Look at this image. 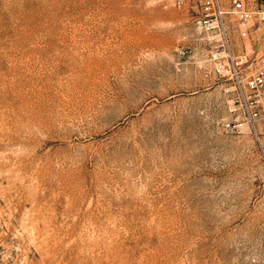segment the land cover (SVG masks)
<instances>
[{"label":"rangeland","instance_id":"374dc122","mask_svg":"<svg viewBox=\"0 0 264 264\" xmlns=\"http://www.w3.org/2000/svg\"><path fill=\"white\" fill-rule=\"evenodd\" d=\"M195 3L0 0V264H264V137Z\"/></svg>","mask_w":264,"mask_h":264},{"label":"built area","instance_id":"2783aa9c","mask_svg":"<svg viewBox=\"0 0 264 264\" xmlns=\"http://www.w3.org/2000/svg\"><path fill=\"white\" fill-rule=\"evenodd\" d=\"M198 28L212 45L214 74L224 80L230 132L244 127L264 137V0H199L193 5ZM233 30L239 45L232 39Z\"/></svg>","mask_w":264,"mask_h":264},{"label":"bare ground","instance_id":"6f19581e","mask_svg":"<svg viewBox=\"0 0 264 264\" xmlns=\"http://www.w3.org/2000/svg\"><path fill=\"white\" fill-rule=\"evenodd\" d=\"M139 79H140V78H139ZM134 80H135V79H134ZM133 82H134V81H132V83H133ZM132 83H131V84H132ZM139 83H140V82H139ZM140 84H141V83H140ZM133 85H134V84H133ZM141 85H142V84H141ZM139 86H140V85H139ZM142 86H144V85H142ZM129 87H130V86H129ZM134 87H135V86H134ZM136 87H137V86H136ZM130 88H131V87H130ZM137 88H138V87H137ZM126 89H127V88H126ZM132 89H134V88H132ZM128 90L130 91V89H128ZM134 90H136V89H134ZM125 91H126V90H125ZM129 91H128V92H129ZM132 91H133V90H132ZM135 92H137V90H136ZM129 93H130V92H129ZM136 94H137V93H136ZM136 94H135V95H136ZM148 94H150V93H148ZM135 95H134V96H135ZM146 95H147V94H146ZM115 98H116V97H115ZM118 98H119V97H118ZM121 98H122V97H121ZM127 98H129V97H127ZM153 98H154V97H153ZM113 100H114V99H113ZM124 100H125V99H124ZM124 100H123V101H124ZM151 100H152V99H151ZM151 100H150V102H151ZM155 100H156V99H155ZM121 101H122V99H121ZM146 101H147V100H146ZM132 102H133V101H132ZM114 103H115V102H114ZM106 104H107V103H106ZM108 104H109V103H108ZM125 104H128V101H127ZM110 105H111V103H110ZM112 105H113V103H112ZM106 106H107V105H106ZM101 107H102V106H101ZM139 108H141V110H142V104H140V103H139L138 106L136 105V107L134 108V111H138ZM106 109H107V107H106ZM103 110H105V109H103ZM141 110H140V111H141ZM97 111H98V110H97ZM100 111H101V110H100ZM114 111H115V110H114ZM104 112H105V111H104ZM104 112H103L102 114H104ZM109 112H111V111H109ZM116 112H117V111H116ZM146 112H147V111H146ZM153 112H154V111H153ZM107 113H108V112H107ZM132 113H133V112H132ZM108 114H109V113H108ZM110 114H111V113H110ZM134 114H135V113H134ZM97 115H98V114H97ZM112 115H113V113H112ZM115 115H117V114H115ZM130 115H131V114H130ZM101 116H102V115H101ZM104 116H105V115H104ZM109 116H111V115H109ZM118 116H119V115H118ZM98 117H99V119H100V116H98ZM127 117H128V116H127ZM129 117H130V116H129ZM101 118H102V117H101ZM134 118H135V117H134ZM153 118H154V117H153ZM104 119H105V117H104ZM120 119H121V118H120ZM137 119H138V118H137ZM101 120H102V119H101ZM133 120H134V119H133ZM99 121H100V120H99ZM123 121H124V119H123ZM108 122H109V120H108ZM131 122H132V120H131ZM109 123H110V122H109ZM134 123H135V122H134ZM119 124H120V123H119ZM119 124H118V125H119ZM120 125H122V124H120ZM132 126H133V125H132ZM111 127H112V126H111ZM111 127H110V128H111ZM148 127H149V126H148ZM131 129H132V127H131ZM139 130H141V129H139ZM133 131H134V130H133ZM131 132H132V130H131ZM141 132H142V131H141ZM132 133H133V132H132ZM132 133H131V134H132ZM134 134H135V133H134ZM128 135H130V134H128ZM143 135H144V134H143ZM120 136H121V135H120ZM130 136H131V135H130ZM128 137H129V136H128ZM131 137H132V136H131ZM134 137H135V136H134ZM119 138H120V137H119ZM132 138H133V137H132ZM132 138H131V139H132ZM128 139H129V138H128ZM141 139H142V138H141ZM141 139H140V140H141ZM129 140H130V139H129ZM134 140H135V139H134ZM134 140H133L132 142H134ZM125 142H127V141H125ZM128 142H129V141H128ZM128 142H127V143H128ZM119 143H120V142H119ZM130 143H131V140H130ZM134 143H135V142H134ZM134 143H133V145H136V144H134ZM140 143H141V142H140ZM123 144H124V143H123ZM123 144H122V145H123ZM119 145H121V144H119ZM126 145H127V144H126ZM120 152H121V151H120Z\"/></svg>","mask_w":264,"mask_h":264}]
</instances>
